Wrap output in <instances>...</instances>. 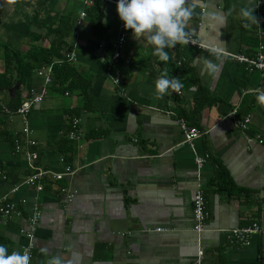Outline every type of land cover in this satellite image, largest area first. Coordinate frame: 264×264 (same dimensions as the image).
Listing matches in <instances>:
<instances>
[{
    "label": "crops",
    "instance_id": "obj_1",
    "mask_svg": "<svg viewBox=\"0 0 264 264\" xmlns=\"http://www.w3.org/2000/svg\"><path fill=\"white\" fill-rule=\"evenodd\" d=\"M51 3L63 11L74 1ZM189 3L195 7L186 31L201 43L245 55L257 47L251 32L257 31L264 43V26L258 29L252 25L254 17L242 14V9H254L255 14L256 0ZM81 13L70 60L92 76L90 110L78 90L59 93L37 74L31 89L22 88L21 99L30 91H45L27 116L38 158L29 161L1 138L0 198L13 199L23 216L0 217V243L9 252H22L27 239L21 229H26L36 206L41 217L30 264H48L53 256L64 264H190L198 250L203 251L202 264H264V100L260 99L264 72L250 70L227 54L220 52L217 58L211 49L183 42L166 49L169 60L162 61L152 46L141 44L142 38L124 27L116 5L105 3L102 22L107 30L102 38L93 32L87 13ZM121 31L126 32L125 43L120 58L112 62L113 44ZM0 37L7 35L1 31ZM42 43L47 46L48 40ZM205 59L220 65L218 73L207 71ZM0 66L1 72V58ZM115 71L120 73L118 84L108 77ZM161 75L179 80L180 87L169 86L161 93L156 87ZM199 87L214 100L196 114L194 126L203 134L186 141L177 112L193 108ZM59 94L67 102L56 97ZM6 100V92L0 90V104ZM76 109H80L78 138L71 140L69 127L75 116L69 113ZM246 114L251 122L242 131L237 121ZM1 128L19 135L23 144L20 116H9L0 122ZM65 136L72 147L67 165L74 172L57 181L53 174L66 166L59 147H67L55 142ZM205 154L208 158L198 167L196 158ZM39 170L46 172L50 183L41 192L25 184ZM219 182L226 183L225 191ZM60 184L73 193L70 202L59 193ZM199 188L208 217L204 230L196 233L192 210ZM254 221L260 233L248 246L229 242L232 229Z\"/></svg>",
    "mask_w": 264,
    "mask_h": 264
},
{
    "label": "trees",
    "instance_id": "obj_2",
    "mask_svg": "<svg viewBox=\"0 0 264 264\" xmlns=\"http://www.w3.org/2000/svg\"><path fill=\"white\" fill-rule=\"evenodd\" d=\"M78 2L69 4L63 11L52 6L51 0H12L13 16L9 21L0 22V31L7 35V38L0 39V58L3 61V71L0 72V90L6 92L7 100L4 104H0V122L8 120L9 116L4 112L3 107L15 110L19 107L22 88L31 89L36 75V71L40 67L51 66L52 80L50 88L59 93L66 90H78L84 101V106L90 110L91 96L89 90L93 84L92 76L87 74L85 69L77 66L69 56L73 52L75 43V31L78 28L79 13H87L91 19V28L99 37H104L107 25L102 22L104 17L105 3L102 0H95L93 5L86 6L83 0H73ZM85 10V11H84ZM264 15V7H263ZM256 14V11H255ZM254 19L252 25H254ZM256 40V49L250 54L253 55L259 44L258 32H251ZM43 39L48 40V45H44ZM27 42V48L22 49V43ZM253 45V44H251ZM103 71H106L104 61L101 62ZM117 68V66H116ZM105 75V73H103ZM19 83V88L14 98H9L8 91ZM198 95L195 97L194 106L188 111H179L178 116L184 117L191 126L196 123V114L198 110L211 103L206 91L199 87ZM71 116L78 117L80 109L70 111ZM2 129V128H1ZM71 129V124L69 130ZM0 140L5 138L12 144L15 150V142L20 140L19 135L12 136L11 132L0 131ZM69 132V131H68ZM93 138L98 137L94 133ZM68 138H60L55 144L64 143L67 148L62 149L64 163L67 165L71 161V146L68 144ZM35 149V145L31 148ZM4 167L3 160L0 155V170ZM223 179V178H222ZM45 177L44 188L50 187V183ZM226 183L219 182V186L224 190ZM61 186V184L59 185ZM220 191V190H219ZM225 191V190H224Z\"/></svg>",
    "mask_w": 264,
    "mask_h": 264
},
{
    "label": "built area",
    "instance_id": "obj_3",
    "mask_svg": "<svg viewBox=\"0 0 264 264\" xmlns=\"http://www.w3.org/2000/svg\"><path fill=\"white\" fill-rule=\"evenodd\" d=\"M84 4L86 6H91L95 2V0H83ZM104 3H113L117 5V0H102ZM263 7H264V0H256V16L254 19V26H256L258 29H260L262 26H264V15H263ZM85 13H81V16H84ZM126 39V32L121 31L118 35V37L115 40V43L113 44V51L111 54V61L117 62V60L121 56V46L125 43ZM189 45L197 46L200 49L210 50L213 47H209L203 43H201L198 39L188 36L187 42H183ZM219 52L227 54L231 56L236 61L243 63L246 65V67L250 70H258L261 72H264V44H259L256 52L253 55H245V54H238V53H229L226 51ZM72 54H70L69 58H71ZM36 74L38 76H41L44 80V83H51L52 80V68L51 66L46 67H40L37 69ZM108 77L113 80L115 84H118L120 73L115 71L113 73H108ZM181 91L178 90L176 93H180ZM45 94V91L42 90L41 92H34L30 91L21 101L19 107L15 110H12L8 107H3L4 112L8 116L17 115L20 116L23 119V128L22 133L25 135L23 144L20 141L15 142V152H22L26 155V158L29 159V161L34 162L38 158V153L35 150H32L31 147L35 145V142L32 138L29 137L30 135V129L27 126V116L31 112V110L39 104L43 96ZM236 109L232 111L233 114H235ZM80 120L77 117H73L71 120V130L69 132V138L71 140H75L78 138V127H79ZM178 122L180 124V127L182 131L184 132V136L186 141H191L192 139L199 137L203 134V132L198 129L195 126H191L188 121L183 118L179 117ZM251 122V116L249 114H246L242 119L237 121V128L239 130H246L249 127V124ZM257 138L259 142L262 141L260 135H257ZM25 146L26 148H24ZM208 154H205L203 157H197L196 162L197 166L201 167L204 163V160L208 158ZM74 172V169L70 165H66L64 167V170L59 173H55L52 176V179L54 180H62L64 177L71 175ZM1 173V172H0ZM4 177V176H3ZM47 178L45 171H36L35 173H32L29 175L26 180L25 184L27 186H32L37 192H41L44 190V181H42L44 178ZM17 187L13 188V192H15ZM59 193L63 194L65 196L66 201L70 202L73 199V193L69 190V188L66 185H61L59 187ZM193 231L196 233H201L205 228V223L208 217V211H207V204L206 199L204 196L203 191L199 188L196 190V192L193 195ZM22 211L19 208L18 204L13 199H8L6 197L0 198V217L6 218V219H12L14 217H22ZM41 217V210L34 206L32 210L30 211V216L27 217L26 223L27 227L26 229H21V232L24 234V236L27 239V244L23 247L22 253H28L32 257V249L33 244L32 241L34 239L35 231L39 222V219ZM160 230V229H157ZM260 233V226L259 224L254 221L250 225L242 226L239 228H234L229 233V242L235 243L241 246H248L251 242V237L254 235H258ZM202 256L203 251L198 250L196 257L191 261L190 264H202Z\"/></svg>",
    "mask_w": 264,
    "mask_h": 264
},
{
    "label": "clouds",
    "instance_id": "obj_4",
    "mask_svg": "<svg viewBox=\"0 0 264 264\" xmlns=\"http://www.w3.org/2000/svg\"><path fill=\"white\" fill-rule=\"evenodd\" d=\"M195 5L189 0H117V12L126 29H131L136 37H141V44L152 46L153 54L160 60H169L166 50L177 43L187 42L189 36L186 24L193 15ZM244 17H255L254 9H242ZM212 55L220 57L217 48H212ZM207 71L215 75L220 65L211 59H205ZM169 86L180 87V81L161 75L156 87L163 93ZM264 100V96L260 97ZM31 256L19 250L12 252L0 243V264H30ZM48 264H64L59 256H53Z\"/></svg>",
    "mask_w": 264,
    "mask_h": 264
},
{
    "label": "rangeland",
    "instance_id": "obj_5",
    "mask_svg": "<svg viewBox=\"0 0 264 264\" xmlns=\"http://www.w3.org/2000/svg\"><path fill=\"white\" fill-rule=\"evenodd\" d=\"M113 4V3H110ZM116 5V4H114ZM117 6V5H116ZM13 3L12 0H0V22L1 21H9L13 16ZM1 35V31H0ZM2 37H0L1 39ZM264 44V43H262ZM22 49L25 50L27 48V42L22 43ZM1 68V66H0ZM2 69V68H1ZM56 97L61 98L64 102H67V98L62 95H57Z\"/></svg>",
    "mask_w": 264,
    "mask_h": 264
},
{
    "label": "water",
    "instance_id": "obj_6",
    "mask_svg": "<svg viewBox=\"0 0 264 264\" xmlns=\"http://www.w3.org/2000/svg\"><path fill=\"white\" fill-rule=\"evenodd\" d=\"M18 88H19V83H16L14 87L9 89L8 93H9V97L11 99L14 98V96L16 95V92H17Z\"/></svg>",
    "mask_w": 264,
    "mask_h": 264
}]
</instances>
